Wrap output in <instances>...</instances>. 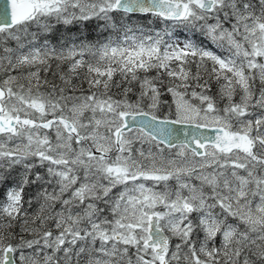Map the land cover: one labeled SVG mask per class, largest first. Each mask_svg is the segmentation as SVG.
Returning a JSON list of instances; mask_svg holds the SVG:
<instances>
[{
    "label": "snow or ice",
    "instance_id": "obj_1",
    "mask_svg": "<svg viewBox=\"0 0 264 264\" xmlns=\"http://www.w3.org/2000/svg\"><path fill=\"white\" fill-rule=\"evenodd\" d=\"M0 264H264V0H0Z\"/></svg>",
    "mask_w": 264,
    "mask_h": 264
},
{
    "label": "flooded vegetation",
    "instance_id": "obj_2",
    "mask_svg": "<svg viewBox=\"0 0 264 264\" xmlns=\"http://www.w3.org/2000/svg\"><path fill=\"white\" fill-rule=\"evenodd\" d=\"M60 31L63 32L64 30L60 28ZM68 34V33H67ZM74 34H77V31L75 28H72L71 32H70V35H74ZM29 195H31V190H29Z\"/></svg>",
    "mask_w": 264,
    "mask_h": 264
},
{
    "label": "rangeland",
    "instance_id": "obj_3",
    "mask_svg": "<svg viewBox=\"0 0 264 264\" xmlns=\"http://www.w3.org/2000/svg\"><path fill=\"white\" fill-rule=\"evenodd\" d=\"M61 29L64 30L63 27H61ZM68 34H70V33H68ZM16 178H17V172H13V173H12V179L15 180Z\"/></svg>",
    "mask_w": 264,
    "mask_h": 264
},
{
    "label": "trees",
    "instance_id": "obj_4",
    "mask_svg": "<svg viewBox=\"0 0 264 264\" xmlns=\"http://www.w3.org/2000/svg\"><path fill=\"white\" fill-rule=\"evenodd\" d=\"M90 38H91V37H90ZM64 70H65V71L67 70V66H66V65L64 66ZM85 87H86V85H85ZM213 91H216V86H215V85L213 86Z\"/></svg>",
    "mask_w": 264,
    "mask_h": 264
},
{
    "label": "water",
    "instance_id": "obj_5",
    "mask_svg": "<svg viewBox=\"0 0 264 264\" xmlns=\"http://www.w3.org/2000/svg\"><path fill=\"white\" fill-rule=\"evenodd\" d=\"M9 2H10V0H9Z\"/></svg>",
    "mask_w": 264,
    "mask_h": 264
}]
</instances>
